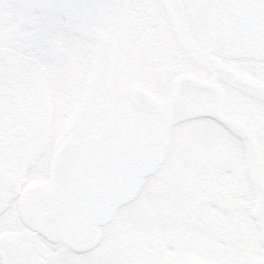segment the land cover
<instances>
[{"label": "snow or ice", "instance_id": "1", "mask_svg": "<svg viewBox=\"0 0 264 264\" xmlns=\"http://www.w3.org/2000/svg\"><path fill=\"white\" fill-rule=\"evenodd\" d=\"M42 7L73 15L50 29L53 18L39 16ZM87 13L94 30L117 44L111 94L101 87L99 40L80 33ZM14 28L32 32L27 43L36 55L43 40H59L61 63L47 70L87 69L91 91L115 106L97 104L102 115L84 127L73 106L63 114L71 132L129 134L151 153L137 174V195L124 205L127 214H141L152 233L182 209L179 181L208 176L226 190L223 205L208 202L218 214L207 230L177 228L172 255L182 259L188 248L201 264H264V0H0V38ZM51 83L68 86L64 79ZM134 86L149 95V107L136 103ZM241 220L245 227L233 230ZM48 255L56 264L67 259L55 246Z\"/></svg>", "mask_w": 264, "mask_h": 264}, {"label": "flooded vegetation", "instance_id": "2", "mask_svg": "<svg viewBox=\"0 0 264 264\" xmlns=\"http://www.w3.org/2000/svg\"><path fill=\"white\" fill-rule=\"evenodd\" d=\"M38 15L52 17L49 28L54 29L60 17L69 19L73 13L68 8L42 7ZM91 15L82 17L80 33L99 40L103 49L101 87L111 94L117 44L94 30ZM31 35L28 29L20 32L14 28L0 38V257L5 258V264H56L48 255L54 246L67 258L60 264H201L195 251L185 248L180 259L172 255L169 246L175 243L177 228L182 232L205 231L213 223L218 210L210 208L208 202L215 199L222 206L226 190L208 176L187 184L179 181L182 209L173 220H161L152 233L145 230L141 214L129 215L122 207L110 223L94 226L85 237L52 236L55 216L62 212L49 194L54 158L63 145L97 137L76 136L63 114L76 106L75 121L84 127L102 115L97 104L105 105V110L115 106L91 91L87 69L48 71V64L61 63L62 44L55 38L45 39L36 55L27 43ZM56 79L67 80L68 86L53 87L51 81ZM133 95L137 104L149 107L150 97L143 88L134 86ZM125 119L133 128L131 117ZM119 137L134 141L129 134ZM68 183L67 178L63 190L67 202L78 193L68 189ZM231 227L242 230L245 222ZM75 252L87 254L74 256Z\"/></svg>", "mask_w": 264, "mask_h": 264}, {"label": "water", "instance_id": "3", "mask_svg": "<svg viewBox=\"0 0 264 264\" xmlns=\"http://www.w3.org/2000/svg\"><path fill=\"white\" fill-rule=\"evenodd\" d=\"M112 145H114L113 151L111 148L109 152L106 151L97 157V154L94 156L83 154L80 151L82 144L71 148L76 149L75 153L65 147L59 152L53 165L54 187L61 186L62 177L65 174L63 167L68 159L71 160L70 165H92L90 171L86 172H92L95 182H101L97 186V188L101 187L100 203H79L78 207L70 205L73 215H68V221L82 233H87L94 224L109 222L118 207L134 198L138 190L137 174L147 169L150 164L145 160L146 153L138 149L131 140L117 139L112 141ZM68 152H71V155ZM88 157L91 159L93 157L94 160H84Z\"/></svg>", "mask_w": 264, "mask_h": 264}, {"label": "rangeland", "instance_id": "4", "mask_svg": "<svg viewBox=\"0 0 264 264\" xmlns=\"http://www.w3.org/2000/svg\"><path fill=\"white\" fill-rule=\"evenodd\" d=\"M122 213H123V211L120 212V214H122ZM120 217H121V216H119L118 218H120ZM117 222H120L119 219H118ZM120 223H121V222H120ZM120 223H119V224H120ZM116 224H117V223H116Z\"/></svg>", "mask_w": 264, "mask_h": 264}]
</instances>
